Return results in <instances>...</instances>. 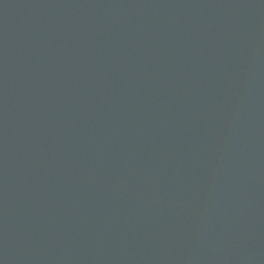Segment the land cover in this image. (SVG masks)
Returning <instances> with one entry per match:
<instances>
[{"label": "water", "instance_id": "water-1", "mask_svg": "<svg viewBox=\"0 0 264 264\" xmlns=\"http://www.w3.org/2000/svg\"><path fill=\"white\" fill-rule=\"evenodd\" d=\"M0 264H264V0H0Z\"/></svg>", "mask_w": 264, "mask_h": 264}]
</instances>
